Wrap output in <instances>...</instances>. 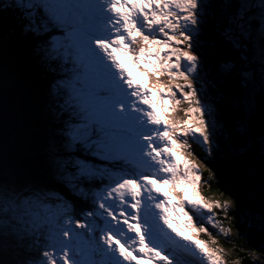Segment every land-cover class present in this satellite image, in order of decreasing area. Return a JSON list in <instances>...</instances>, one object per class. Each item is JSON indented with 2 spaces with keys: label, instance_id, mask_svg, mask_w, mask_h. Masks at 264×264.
<instances>
[{
  "label": "snow or ice",
  "instance_id": "obj_1",
  "mask_svg": "<svg viewBox=\"0 0 264 264\" xmlns=\"http://www.w3.org/2000/svg\"><path fill=\"white\" fill-rule=\"evenodd\" d=\"M0 13L53 75L38 120L57 121L49 184L0 178L12 264H228L217 236L264 233V207L237 215L231 192L201 191L219 183L221 141L246 151L258 98L264 110V0H0ZM250 252L257 264L264 244Z\"/></svg>",
  "mask_w": 264,
  "mask_h": 264
},
{
  "label": "trees",
  "instance_id": "obj_2",
  "mask_svg": "<svg viewBox=\"0 0 264 264\" xmlns=\"http://www.w3.org/2000/svg\"><path fill=\"white\" fill-rule=\"evenodd\" d=\"M31 49V38L21 35L11 13H0V85L13 84L22 88L29 102L20 127L14 134L12 145L5 149L0 162V178L15 180L21 184H49L50 177L45 167L43 150L46 137L51 134L57 121L50 118L38 120V114L47 100L52 74L45 72L38 65L31 55ZM191 149L198 157H204L200 147L193 146ZM259 149L264 153L261 140ZM255 161L248 139L246 151H241L239 146L233 147L222 140L221 151L210 161L219 183L211 182V188L205 185V193L208 197L221 198L219 189L231 192L239 201L238 208L234 210L237 215L246 214L249 210L259 211V206L252 198V192L258 188L252 172ZM201 172L204 180L208 181V172L203 169ZM5 173L10 174L12 178L5 177ZM235 223L234 220L233 225ZM241 232L248 236V240L238 237L235 230L227 243L224 237L218 238L219 245L226 249L228 264H252L250 250L260 248L264 244V233L259 230L242 225ZM15 258L16 253L11 248L0 252L1 264H12ZM259 259H264V254Z\"/></svg>",
  "mask_w": 264,
  "mask_h": 264
},
{
  "label": "water",
  "instance_id": "obj_3",
  "mask_svg": "<svg viewBox=\"0 0 264 264\" xmlns=\"http://www.w3.org/2000/svg\"><path fill=\"white\" fill-rule=\"evenodd\" d=\"M28 103V97L22 88L13 84L0 85V162L5 149L12 145L14 134L17 133L20 121L25 116ZM248 127L247 139L256 160L252 169L253 179L258 185V188L252 192V198L261 209L264 207V153L259 149V141L264 137V110L260 107L259 98L256 111L249 118ZM4 176L12 178L8 173Z\"/></svg>",
  "mask_w": 264,
  "mask_h": 264
},
{
  "label": "rangeland",
  "instance_id": "obj_4",
  "mask_svg": "<svg viewBox=\"0 0 264 264\" xmlns=\"http://www.w3.org/2000/svg\"><path fill=\"white\" fill-rule=\"evenodd\" d=\"M204 187H205V186H204ZM204 187L201 189L202 194L205 195L206 197H208V194L205 193V188H204ZM231 235H232V233H231ZM231 235H230V237H231ZM202 238H203V239H205V238L207 239V237H202ZM218 238H221V237L217 236V239H218ZM218 246L222 247L221 245H218ZM222 248H223V247H222ZM223 249H224V251H225V253H226V249H225V248H223Z\"/></svg>",
  "mask_w": 264,
  "mask_h": 264
},
{
  "label": "bare ground",
  "instance_id": "obj_5",
  "mask_svg": "<svg viewBox=\"0 0 264 264\" xmlns=\"http://www.w3.org/2000/svg\"><path fill=\"white\" fill-rule=\"evenodd\" d=\"M47 80V79H46ZM43 97V96H42ZM45 98V97H44ZM248 157H249V155H248ZM249 161V160H248ZM254 183V182H253ZM256 204V203H255ZM235 236V235H234Z\"/></svg>",
  "mask_w": 264,
  "mask_h": 264
}]
</instances>
